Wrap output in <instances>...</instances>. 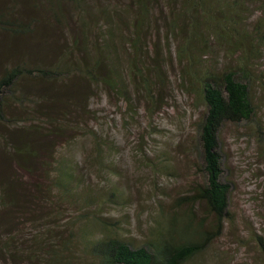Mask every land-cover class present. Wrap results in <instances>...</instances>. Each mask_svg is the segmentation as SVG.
<instances>
[{"label": "trees", "instance_id": "obj_1", "mask_svg": "<svg viewBox=\"0 0 264 264\" xmlns=\"http://www.w3.org/2000/svg\"><path fill=\"white\" fill-rule=\"evenodd\" d=\"M100 1L0 3V35L8 43L23 40L16 43L17 48L7 45L6 49H15L12 58H8L5 45L0 47V224L9 226L17 213L36 220L38 209L23 177L45 178L59 188H67L60 169L53 181L50 178L53 166L58 164L55 148L60 143L51 138L60 136L58 115L67 113L68 103L82 99L85 93V87L77 83L84 81L88 87L103 84L119 91L128 101L120 76L125 65L135 88L146 91L154 102L152 90L165 83L166 59L161 47L170 49L174 42L169 58L181 66V86L205 108L197 124L202 181L193 188L192 195L180 199L186 202L183 215L181 210L163 214L144 246L130 247L107 228L106 222L92 215L85 217L87 222L103 230L98 237L88 239L86 247L94 264H186L220 236L229 219L230 186L222 176L219 133L226 123L247 124L256 118L252 91L262 86L264 79L253 69L264 51V0H127L125 8L118 12L125 13L123 18L100 7ZM252 6L256 17L249 23ZM50 19L58 26L71 22L68 28L74 24L81 29L101 20L107 31L94 44L95 49H89L86 37L81 46L73 35L58 51L56 42L43 32ZM29 37L32 39L25 44L24 39ZM217 48L230 58V63L219 72L203 68L201 57ZM75 50L85 53L81 62L71 61ZM29 81L35 82L34 89L33 84L27 86ZM26 104H32L38 114L49 118L50 130L33 124L13 125L20 119L16 112L10 119L11 107L16 110ZM66 177L72 175L68 173ZM34 186L43 190V182ZM199 204L206 214L200 219L195 210ZM208 217L212 218L209 226ZM87 234L85 230L83 235ZM33 244L40 249L47 245L44 241ZM13 245L12 235L0 240L1 262L16 252Z\"/></svg>", "mask_w": 264, "mask_h": 264}, {"label": "rangeland", "instance_id": "obj_2", "mask_svg": "<svg viewBox=\"0 0 264 264\" xmlns=\"http://www.w3.org/2000/svg\"><path fill=\"white\" fill-rule=\"evenodd\" d=\"M127 3L102 0L98 4L123 18L125 13L118 12ZM251 10L249 23L256 17L254 6ZM70 24L58 26L50 19L49 25L43 26L58 51L73 35L81 46L86 37L89 49H95L94 44L107 31L101 20L82 29L74 24L68 28ZM31 39L25 38V44ZM20 41L8 43L0 35V47L5 45L8 58H12ZM7 45L14 48L6 49ZM161 48L166 59L165 83L152 90L154 102L146 91L135 88L125 65L120 76L128 101L103 84L88 87L84 81L77 83L85 87V93L82 99L68 103L67 113L58 115L60 136L51 138L60 143L55 148L58 164L53 166L50 178L53 181L60 169L67 188H59L45 178L22 176L38 213L34 221L29 215L17 213L9 226L0 224V240L12 235L16 251L0 264H94L86 242L98 237L103 229L87 222L86 216L101 218L130 247L139 248L148 242L163 214L181 210L183 215L186 202L180 199L192 195L193 188L202 181L197 124L205 108L181 86V66L169 58L174 42L170 49ZM262 54L253 70L264 79V51ZM71 55L72 62H81L85 57L81 50ZM201 61L203 68L219 72L230 58L217 48L203 55ZM33 83L29 81L27 86ZM252 95L257 105L255 120L238 125L226 123L219 133L222 176L230 186L229 219L220 236L186 264H264V82ZM59 105L64 107V103ZM11 109L10 119L15 112L20 119L13 124L15 127L33 124L51 129L49 118L38 114L32 104ZM25 109L33 111L22 113ZM68 173L71 178L66 177ZM36 182H43L42 191L34 186ZM195 210L198 219L205 217L200 204ZM211 222L208 217L206 225ZM85 230L89 236L83 235ZM38 241L47 245L43 249L34 247L33 242ZM34 250L35 254L31 252Z\"/></svg>", "mask_w": 264, "mask_h": 264}]
</instances>
